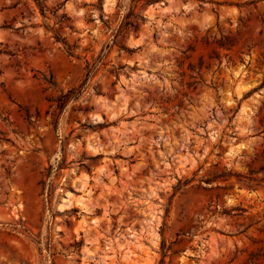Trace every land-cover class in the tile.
I'll use <instances>...</instances> for the list:
<instances>
[{"label":"rangeland","instance_id":"obj_1","mask_svg":"<svg viewBox=\"0 0 264 264\" xmlns=\"http://www.w3.org/2000/svg\"><path fill=\"white\" fill-rule=\"evenodd\" d=\"M0 264H264V0H0Z\"/></svg>","mask_w":264,"mask_h":264},{"label":"trees","instance_id":"obj_2","mask_svg":"<svg viewBox=\"0 0 264 264\" xmlns=\"http://www.w3.org/2000/svg\"><path fill=\"white\" fill-rule=\"evenodd\" d=\"M94 71H95L94 66H90V65L87 66V74H86L85 84L90 78H92V76L94 75ZM83 89H84V84L82 86H80V88L78 90H76V89L71 90L67 94H62L59 97V99L57 100V104H58L57 109H56L55 113L53 114V118H54L53 124L55 125V127L57 126V123H58V117L60 116V114L65 109L68 101L71 98V95H73V93H76L74 96V99H78L82 95ZM164 250H165V246H164Z\"/></svg>","mask_w":264,"mask_h":264}]
</instances>
